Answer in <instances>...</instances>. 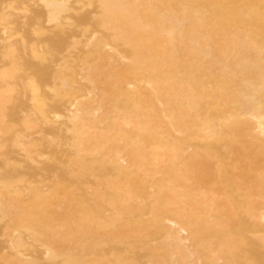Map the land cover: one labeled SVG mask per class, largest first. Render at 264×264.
Returning <instances> with one entry per match:
<instances>
[{
  "label": "rangeland",
  "instance_id": "1",
  "mask_svg": "<svg viewBox=\"0 0 264 264\" xmlns=\"http://www.w3.org/2000/svg\"><path fill=\"white\" fill-rule=\"evenodd\" d=\"M246 2L0 0V264H235L216 17Z\"/></svg>",
  "mask_w": 264,
  "mask_h": 264
},
{
  "label": "bare ground",
  "instance_id": "2",
  "mask_svg": "<svg viewBox=\"0 0 264 264\" xmlns=\"http://www.w3.org/2000/svg\"><path fill=\"white\" fill-rule=\"evenodd\" d=\"M221 1L224 0H191L198 5L191 4L190 11L184 9L185 14L173 22L203 24L207 11H212L215 2ZM216 18V27L230 31V36L223 34L221 38L233 41L236 57L234 107L230 116L232 162L236 171L234 179L222 180L224 189L231 182L235 191L231 197L223 192L224 222L232 248L236 249L235 264H264V249L259 248L264 246V7L246 2L240 5L236 17L218 15ZM165 23L168 22L165 20L159 25L163 27ZM216 117L218 126L224 119L219 113Z\"/></svg>",
  "mask_w": 264,
  "mask_h": 264
}]
</instances>
